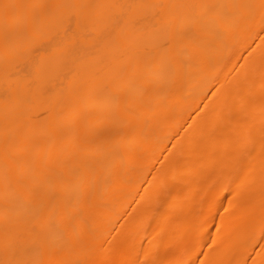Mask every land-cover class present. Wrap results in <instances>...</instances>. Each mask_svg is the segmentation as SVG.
I'll list each match as a JSON object with an SVG mask.
<instances>
[{
  "label": "bare ground",
  "instance_id": "6f19581e",
  "mask_svg": "<svg viewBox=\"0 0 264 264\" xmlns=\"http://www.w3.org/2000/svg\"><path fill=\"white\" fill-rule=\"evenodd\" d=\"M0 264H264V0H0Z\"/></svg>",
  "mask_w": 264,
  "mask_h": 264
}]
</instances>
